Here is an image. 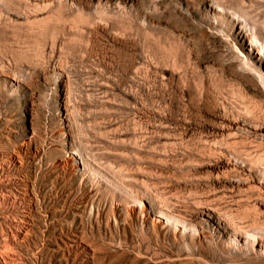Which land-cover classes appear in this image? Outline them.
<instances>
[{
	"label": "rangeland",
	"instance_id": "obj_1",
	"mask_svg": "<svg viewBox=\"0 0 264 264\" xmlns=\"http://www.w3.org/2000/svg\"><path fill=\"white\" fill-rule=\"evenodd\" d=\"M16 221L17 264H264V0H0Z\"/></svg>",
	"mask_w": 264,
	"mask_h": 264
},
{
	"label": "bare ground",
	"instance_id": "obj_2",
	"mask_svg": "<svg viewBox=\"0 0 264 264\" xmlns=\"http://www.w3.org/2000/svg\"><path fill=\"white\" fill-rule=\"evenodd\" d=\"M13 149V148H12ZM16 152L9 157V159L12 162H16L18 165H20L21 161H17V155H15ZM21 154V153H20ZM28 154V153H27ZM74 156V153H71ZM20 158V157H19ZM26 158V157H25ZM21 159V158H20ZM19 160V159H18ZM5 163V162H4ZM55 167V166H54ZM4 172V171H3ZM18 173V172H17ZM19 176V175H18ZM10 177V176H9ZM13 181V180H12ZM23 182V181H22ZM31 182V181H30ZM7 183V182H6ZM26 185V184H25ZM24 185V186H25ZM19 188V187H18ZM26 189V188H25ZM22 190V189H21ZM25 193V192H22ZM26 194V193H25ZM4 200V199H3ZM30 200V199H29ZM32 201V200H31ZM7 207V206H6ZM23 208V207H22ZM13 209V208H12ZM30 209V208H29ZM5 211V210H4ZM18 211V210H16ZM25 211V210H24ZM7 212V211H6ZM2 213V212H1ZM23 213V212H22ZM32 214V213H31ZM161 220L168 219L165 217L162 213H159L156 215ZM28 215H23L20 223L26 225L30 224L27 222ZM20 220V219H19ZM9 222V221H8ZM27 222V223H26ZM14 231H9V233L6 236L5 245L0 246V264H17V258L16 254L12 251V246L16 240H23L25 238V230H22L19 226V222H15L13 224ZM3 239V238H2ZM27 242V241H26Z\"/></svg>",
	"mask_w": 264,
	"mask_h": 264
}]
</instances>
